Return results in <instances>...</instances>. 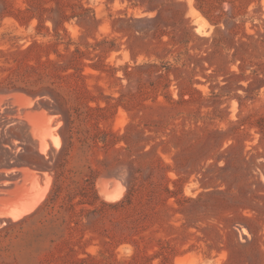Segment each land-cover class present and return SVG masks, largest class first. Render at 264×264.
<instances>
[{"label":"rangeland","instance_id":"rangeland-1","mask_svg":"<svg viewBox=\"0 0 264 264\" xmlns=\"http://www.w3.org/2000/svg\"><path fill=\"white\" fill-rule=\"evenodd\" d=\"M65 1L55 28L18 12L55 0H0V264H264V49L241 68L196 0H159V25L141 0ZM246 11L256 33L264 0ZM61 160L99 199L51 244L18 221Z\"/></svg>","mask_w":264,"mask_h":264},{"label":"trees","instance_id":"trees-1","mask_svg":"<svg viewBox=\"0 0 264 264\" xmlns=\"http://www.w3.org/2000/svg\"><path fill=\"white\" fill-rule=\"evenodd\" d=\"M55 1L57 3L56 7L36 4L37 6H29L24 10L20 9L18 12L25 14L28 18L38 16L40 20L48 17L56 22L55 28H57L59 20L68 19L74 15V12L73 14H68L65 6L68 4L74 5L75 3L66 2L65 0ZM224 1H228L230 4L228 8L224 6ZM141 2L147 4L146 10H156L157 14L151 17H139L137 20H147L159 25L162 13L161 2L159 0H141ZM196 2L197 7L216 25L213 45L216 47L227 45L228 49L234 48V60L240 59L242 61L240 64L241 68H243V62H245L246 56L250 53L251 47L264 49V31L260 29V27L264 28V19L255 24L258 27L256 33L248 34L245 31V15L248 3L251 0H247V2L245 0H217L216 3L208 0H196ZM253 72L256 75V81L259 86L264 85V76H260V73H264V70L259 68L253 70ZM261 129L264 131V126ZM64 168L65 160L55 162L52 165L55 175L54 183L46 200L35 211L30 213L31 215H26L18 221L24 223L32 219L41 224L42 229L38 237L49 238L51 244L62 238V232L69 226L72 213L77 205H95L99 199L94 180L87 176L82 177L78 181L73 180L65 175ZM68 181L70 182L67 184ZM167 191L170 195L174 193L169 189ZM134 192L135 190L130 188L124 199L117 202L116 205L124 204L125 202L131 203ZM41 264L44 263L42 262Z\"/></svg>","mask_w":264,"mask_h":264},{"label":"bare ground","instance_id":"bare-ground-1","mask_svg":"<svg viewBox=\"0 0 264 264\" xmlns=\"http://www.w3.org/2000/svg\"><path fill=\"white\" fill-rule=\"evenodd\" d=\"M190 5H192V4H190ZM193 7V6H192ZM191 13H192V15H193V17L195 18V20L197 21V23L199 24V27H201L202 25H203V23H205L206 22V19H205V17L202 15V13L199 11V10H197V9H195V8H191ZM208 23V22H207ZM206 24V23H205ZM198 27V28H199ZM204 28V27H203ZM25 94V93H24ZM34 97V96H33ZM45 97V96H44ZM47 98V97H46ZM37 99V98H36ZM7 102V101H6ZM36 103H37V101H36ZM4 104V103H3ZM36 105V104H35ZM13 106V105H12ZM8 107V106H7ZM10 107H11V105H10ZM34 107V106H33ZM43 109V108H42ZM9 110V109H8ZM20 111V110H19ZM23 111V110H22ZM42 111V110H41ZM17 113V112H16ZM55 113V112H54ZM21 114V113H20ZM31 114V116L33 117V119H34V126H35V128H36V130H38L39 131V129L37 128V123H36V120H43V115L42 114H39V113H35V112H31L30 113ZM61 114V113H60ZM56 116V115H55ZM59 116V115H58ZM14 117H15V115H14ZM21 121H24V120H21ZM24 123V122H23ZM26 123V122H25ZM52 123V122H51ZM25 126H28V125H25ZM55 129H57V128H55ZM5 130V129H4ZM27 130H28V128H27ZM58 130V129H57ZM60 130V129H59ZM61 130H62V128H61ZM54 131V130H53ZM24 132V131H23ZM60 132V131H59ZM29 133V132H28ZM38 135H39V138H40V146H41V149H43L44 148V146L46 145L45 144V139H44V136L43 135H41L42 134V132H38L37 133ZM57 134V133H56ZM31 136V135H30ZM61 136V135H60ZM59 136H58V134H57V138H58ZM48 139V138H47ZM34 140V139H33ZM37 140V139H36ZM50 140V139H49ZM61 140V139H60ZM60 140H59V143H60ZM53 141V140H52ZM51 141V142H52ZM50 142V143H51ZM55 142V141H54ZM62 142V141H61ZM49 143V144H50ZM16 145V144H15ZM54 146H56L55 147V149L57 150V144L55 143V145ZM48 147H49V145H48ZM20 149V148H19ZM48 149V148H47ZM60 150H61V148H60ZM46 152V151H45ZM55 152V151H54ZM57 152V151H56ZM15 154V153H14ZM52 154V153H51ZM56 154V153H55ZM16 155V154H15ZM45 157H47L46 155H45ZM44 157V158H45ZM55 160V159H54ZM50 161V160H49ZM54 162V161H53ZM51 163H52V161H51ZM123 171V170H122ZM12 172V171H11ZM14 172V171H13ZM53 172V171H52ZM121 173H123V172H121ZM12 174H14V173H12ZM50 174V173H49ZM125 174V173H124ZM54 175V174H53ZM14 176V175H13ZM47 176V175H46ZM49 176V175H48ZM13 178V177H12ZM52 178V177H51ZM120 179V178H119ZM102 180V179H101ZM52 181H53V179H52ZM5 182H7V181H5ZM8 184H9V182H8ZM52 184V183H51ZM2 185V184H1ZM4 185V184H3ZM11 185V184H10ZM125 186H127V185H125ZM2 187V186H1ZM50 187V186H49ZM47 188H48V186L44 189V190H42L41 192H39V193H37L30 201H28L27 203H25L22 207H19V208H17L16 210H14L13 212H11V213H9V214H11L14 218H17V217H19V216H21V215H23V214H25V213H27V212H29V211H31L41 200H42V198L45 196V194H46V191H47ZM102 189H104V186H102ZM125 190H127V189H125ZM49 193H50V191H48ZM126 192V191H125ZM107 193H109V192H107ZM123 193H124V191H123ZM101 195V194H100ZM122 196V195H121ZM46 200V199H45ZM44 201V200H43ZM39 206V205H38ZM4 213H6V212H1V214H4ZM35 213V212H34ZM29 215V214H28ZM31 215V214H30ZM24 216V215H23ZM3 217V216H2ZM29 217V216H28ZM9 218H10V216H9ZM7 219V218H6ZM12 219V218H11ZM15 221V220H14ZM19 221H20V218H19ZM4 222V221H3ZM7 222H9V221H7ZM3 224V223H2ZM10 224V223H9ZM5 225H6V223H5Z\"/></svg>","mask_w":264,"mask_h":264}]
</instances>
